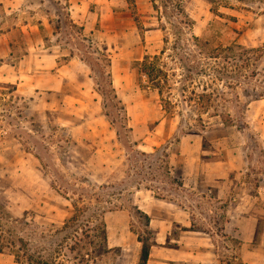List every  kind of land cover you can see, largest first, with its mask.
<instances>
[{
	"label": "rangeland",
	"instance_id": "374dc122",
	"mask_svg": "<svg viewBox=\"0 0 264 264\" xmlns=\"http://www.w3.org/2000/svg\"><path fill=\"white\" fill-rule=\"evenodd\" d=\"M19 1L10 14L0 9V36L11 29V54L0 59V264H31L27 256L39 264H138L144 213L147 264H264V98L244 91L264 85V5L222 9L227 17L207 0H185L188 24L174 27L152 0ZM47 10L54 21L71 13L96 43L63 27L50 44L67 67L42 72L23 59ZM198 39L257 48V75L228 87L235 79L204 57ZM70 40L83 42L77 53L96 58L100 50L111 66L70 61ZM146 55L168 74L167 107L138 70ZM107 70L132 128L122 129L125 144ZM205 87L214 91L207 108L196 99ZM154 148L168 158L150 155ZM94 190L103 193L102 208L112 207L107 252L88 235L87 212L70 221L80 194ZM218 196L234 203L230 214Z\"/></svg>",
	"mask_w": 264,
	"mask_h": 264
},
{
	"label": "trees",
	"instance_id": "16d2710c",
	"mask_svg": "<svg viewBox=\"0 0 264 264\" xmlns=\"http://www.w3.org/2000/svg\"><path fill=\"white\" fill-rule=\"evenodd\" d=\"M129 2V0H127ZM135 0H132V3ZM185 0H152L154 8L157 10L158 13H160V16L166 17L170 23L174 24V27H178L180 25L188 24L187 19L188 16L186 12L183 9V2ZM211 4V11L214 12L217 15L220 16H229L233 17L229 14H226L222 9L224 10H250L254 8L256 4L258 5H264V0H207ZM254 4V5H253ZM256 8V7H255ZM264 12V10H263ZM69 14V13H68ZM54 23V32L58 33L61 32L63 27H66L67 34H73L74 37L81 39L83 41L87 40L90 47L94 48L95 41L93 39L88 38L83 34V26H79L77 23H75L71 17L69 16V20H65L63 22L62 19H57L56 21H53ZM199 40V39H198ZM72 48L69 52V57H73L75 55L77 56H83L81 59H83L85 62L90 61L93 62V64H97V61L105 62L106 68L111 66V59L99 50L98 51V57L93 58L89 53H86L84 50L83 52L77 53L76 50L82 51L84 47L83 42H75V40H70ZM198 44L202 46V50H204L203 54L204 57L207 58V60H214V64L217 65L219 73L227 77L228 79L234 78V82H229L230 84L228 87L232 86V88H235V86H238L243 83H248L249 79L251 77H255L257 75V61L260 59L259 56L256 54L258 51L257 48H247L246 46H243L239 43H232L228 45H215L210 46V42L208 41H201L199 40ZM95 61H94V60ZM93 60V61H92ZM158 57L155 56V59H151L150 56H145L144 60L141 62H137L139 65L138 70L140 74H143L147 81L154 85L158 91V95L160 96V100L164 103V105L167 107V104L169 105V100L166 99L164 96V90L167 87L168 83V74L167 72L160 67V64L157 62ZM91 67L93 65L90 64ZM208 70L206 68L203 69V73H206ZM234 76H231V75ZM106 75L109 78V84L111 85V92L113 93L114 97L118 99V103L120 104V117L121 122L123 123L121 126V129H117V135L120 142L125 144L128 142L129 137L128 134L123 135L122 129L126 132L132 131V128L128 126V115L125 110L124 105L122 104V101L118 98L117 93L115 91V88L112 86L111 82V72L109 70L106 71ZM247 80V81H246ZM246 95H252L253 97H261L264 98V85H262L260 88H253L244 89ZM214 91L207 92V88H203V92L196 94V99L198 101L199 106L202 107H208L211 105L213 101ZM170 107L168 106L169 109ZM106 115L109 116V113H106ZM110 122L113 124L114 120L110 119ZM134 146H138L137 142H133ZM162 151L161 148H154V151L150 153V155L158 156L163 155L164 157L168 158V153L166 152H160ZM136 152L141 154H146L145 152H142L139 149H136ZM168 163V161H166ZM171 168L170 166L166 172L167 174L171 176ZM103 189V187H102ZM102 191L94 190L92 192H82L80 196L78 197L75 213L70 218V221L78 220L85 216V212L88 213V229L90 233L88 234L91 236L93 240H96L98 242H101L103 246V252L108 251V247L106 246L107 242V226L104 221L106 209H112L111 206H104L102 208L101 202H102ZM144 213V212H143ZM144 218L148 221L146 225V232L148 236L145 239H142L141 237L139 240L142 242V248L140 251V258L138 261V264H147V261L150 256V249H151V242L149 238L151 237V232L148 229L150 225V217L148 214L144 213ZM2 237H0V241ZM92 240V241H93ZM16 242V239L9 240L7 243L10 244V247L14 245ZM95 248V247H94ZM92 248V249H94ZM93 250L91 251V253ZM18 260L20 261L22 258L20 256V252H17ZM31 264H39L40 262L32 256L25 257Z\"/></svg>",
	"mask_w": 264,
	"mask_h": 264
},
{
	"label": "crops",
	"instance_id": "0c3cea01",
	"mask_svg": "<svg viewBox=\"0 0 264 264\" xmlns=\"http://www.w3.org/2000/svg\"><path fill=\"white\" fill-rule=\"evenodd\" d=\"M14 6H21V2L18 0H0V9L4 12L6 11L7 14L11 13L12 7ZM71 12H73L71 10ZM44 16H42L38 21H37V26L36 29L32 31H35V33L37 34L38 37H36L34 43H32V45L30 46V49H36L38 54H34L32 50H30V52L26 53V57H24V62L28 61L27 67H33V66H37V67H42L44 69H42V72H45L46 69H53L54 67L58 66V70H61L62 68H66V65H62L61 67H59V63H58V52L55 48H53V45L50 44L52 38L55 37V35L57 33L54 32V23H53V18L52 16H49V11H44ZM70 17L71 19V13H70ZM4 18V15H3ZM73 21L75 23H77L74 19ZM29 25V24H28ZM26 24V27L28 26ZM84 28V27H83ZM84 31V29H83ZM10 25H8L7 29L2 31V35L0 36V41L2 43V48H0V59H4L6 56H9L11 54V40H10ZM24 33H28L30 34V32L28 30H24ZM5 48H6V53H5ZM32 51V52H31ZM65 55V54H63ZM77 55L70 57V61L76 57ZM2 66L0 65V69L2 67L5 66V61L2 62ZM32 64V65H31ZM34 64V65H33ZM3 69V68H2ZM53 79L55 80L56 83L62 82L63 77L59 76V75H53L52 76ZM67 78V76H66ZM220 192V191H219ZM223 194H225L224 192H222ZM218 198H220V202L221 201H225L226 202V212L228 214H230L231 211H233V207H234V203L231 200L227 199L225 197H220L218 196ZM224 199V200H222ZM227 199V200H226ZM237 203H240V201H238V199L233 198ZM235 204V205H236ZM230 207V210L228 209ZM150 215V214H149ZM233 216H229V218H232Z\"/></svg>",
	"mask_w": 264,
	"mask_h": 264
}]
</instances>
